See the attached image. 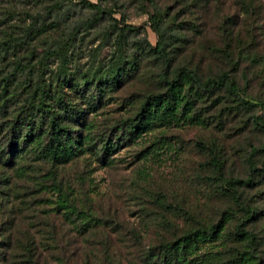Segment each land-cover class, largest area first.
<instances>
[{
	"label": "rangeland",
	"instance_id": "obj_1",
	"mask_svg": "<svg viewBox=\"0 0 264 264\" xmlns=\"http://www.w3.org/2000/svg\"><path fill=\"white\" fill-rule=\"evenodd\" d=\"M236 2L0 0V264L32 254L38 264H143L150 248L222 218L189 264H264V62L254 59L264 58V21L244 18L241 40H228L221 23L241 16ZM150 16L169 79L182 67L202 81L229 71L254 106L238 110L222 90L197 103L202 123L131 133L140 106L166 91ZM238 46L249 48L241 63ZM52 118L70 128L65 165L40 153Z\"/></svg>",
	"mask_w": 264,
	"mask_h": 264
},
{
	"label": "trees",
	"instance_id": "obj_2",
	"mask_svg": "<svg viewBox=\"0 0 264 264\" xmlns=\"http://www.w3.org/2000/svg\"><path fill=\"white\" fill-rule=\"evenodd\" d=\"M236 5L239 7L238 12L241 18L237 16L238 20L235 18V23L232 17L224 19L221 23V29L224 35H227L226 38L228 40L231 41L234 38L239 42V40H241L238 32L241 26L240 22H242L244 18H251L253 22L264 21V4H262L260 0H237ZM94 8L97 10V14H106L100 7L94 6ZM150 22L152 23V31L158 36V41L154 47L149 45V48L151 52L160 59L163 65L160 80L165 85L166 91L163 94L149 97L146 102L140 106V110L137 114L138 123L135 126L131 125V133L139 128V126L145 127L148 124L163 125L171 122L186 124L195 121H200L202 123L203 120L201 116L195 110L197 103L206 100V97L219 93L222 90L225 91L227 96L237 98L238 110H248L254 106L251 102L244 100V98H240L241 89L239 88L236 78L234 76L232 77L229 71L221 72L215 79L202 81L193 71L189 70L187 67H182L176 70L173 77L169 79L167 77V68L169 67L170 60L166 52V40L163 36L161 22L157 16H150ZM261 25L264 26V23ZM237 50L239 53V62L241 63L244 55L249 51V48L238 46ZM222 56L225 57V60L228 61L229 64L232 63L233 52L230 50V47L222 52ZM256 58L264 62L262 55L254 56V59ZM236 71L237 66L235 68V72ZM70 118L74 121L77 119L76 114H70ZM256 124L260 127H264L260 118H257ZM31 131L32 130H29L27 133L29 134ZM69 133L70 128L67 124H62L57 118H52L49 123L48 131H45L47 140L40 151L43 155V160L49 161L57 166L69 163V157L74 153L71 144L68 142ZM25 136L28 137L27 135ZM21 137L22 136H19L18 139H21ZM37 138L41 139V137L38 136ZM104 147L106 151H108V147ZM14 148H16V145H12V149ZM1 163L6 165L8 162L4 160V162H0V164ZM71 215H73V213ZM222 221L223 218L209 229H198L185 236L184 233H182L183 235L181 234L174 240H164L157 247L149 249L148 253L143 256V264H189L191 259L187 260V256L193 251H197L199 245L210 243L221 235L223 228ZM81 229L82 228L77 227V232L80 233ZM239 232V235L235 234L233 236L234 239H237L238 236L242 238L246 235L241 229ZM3 243V241L0 242V245H3ZM32 255H29L32 259L26 263L38 264L37 254ZM206 255H211V253L203 254L200 257L196 256L194 260L197 261V258L201 259ZM4 261L5 258L0 251V263ZM112 261L113 260L108 259L107 264H112ZM228 263L231 264V262ZM232 264H236V261H233Z\"/></svg>",
	"mask_w": 264,
	"mask_h": 264
}]
</instances>
